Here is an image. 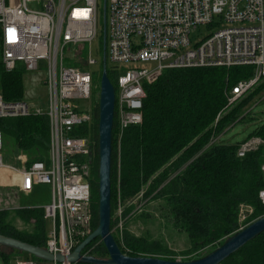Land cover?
Instances as JSON below:
<instances>
[{
    "label": "built area",
    "instance_id": "obj_1",
    "mask_svg": "<svg viewBox=\"0 0 264 264\" xmlns=\"http://www.w3.org/2000/svg\"><path fill=\"white\" fill-rule=\"evenodd\" d=\"M100 12V0H0L5 70L21 66L30 72L44 65L47 91L45 109L0 95V119L46 115L50 121L47 160L28 162L22 155L16 165L8 163L0 130V171L8 174L7 179L17 177L0 186L31 194L36 186L51 185L52 201L42 208L52 223L44 248L53 255L69 256L94 231L93 142L77 131L85 125L90 128L97 118L94 100L99 104L100 86L94 84L90 67L99 61L91 52L84 57L80 46L91 45L99 36ZM103 12L107 23L103 55L116 73L120 140L126 129L142 123L146 85L166 69L253 66L252 78L231 87L227 106L264 78V0H104ZM217 16L220 22L215 23ZM202 25L220 28L193 43L191 35ZM67 47L76 66L66 64L71 59ZM71 47L78 48L72 53ZM138 63L157 64L149 68ZM262 145L261 137H251L240 144L237 155L245 157ZM261 169L264 176V163ZM259 199L264 207V188ZM15 264L37 263L17 258Z\"/></svg>",
    "mask_w": 264,
    "mask_h": 264
},
{
    "label": "trees",
    "instance_id": "obj_2",
    "mask_svg": "<svg viewBox=\"0 0 264 264\" xmlns=\"http://www.w3.org/2000/svg\"><path fill=\"white\" fill-rule=\"evenodd\" d=\"M102 69L103 62L101 75ZM26 72L21 66L11 72L5 70L0 45V95L5 100H25ZM107 72L114 82L116 73L109 64ZM253 76V66L166 69L157 81L146 85L142 123L125 130L120 149L113 143L112 209L117 198V174L124 201L144 195L149 201L163 202L159 210L164 211L170 223L182 229L188 238V248L183 251L188 257L182 261L202 257L203 252H211L238 231L242 205H250L255 210L246 226L264 216L259 199V191L264 188L261 169L264 145L245 157H238L240 144L221 139L225 131L244 118L239 107L227 111L231 87ZM249 99L246 97L241 105ZM94 101L96 121L90 128L85 125L77 131L79 135L90 137L92 142L95 130L99 138L98 100ZM0 130L13 137L24 153H39L28 162L47 160L48 157L40 153L49 150L48 116L0 119ZM116 131L115 120L113 142ZM255 136L264 140V124L249 138ZM98 163L97 155V168ZM92 197L94 230L98 225L99 199L98 181L95 180H92ZM21 211L18 214L24 217ZM25 213L23 219L35 221L34 232H18L7 223V212H0V234L44 248L47 238L44 211L36 209ZM114 236L127 255L175 260L169 257L173 252L160 241H149L127 231L123 242L116 234ZM91 244L85 248V253L99 258L108 254L104 246L92 252ZM18 253L20 251L0 245V255L6 262ZM221 264H264V233Z\"/></svg>",
    "mask_w": 264,
    "mask_h": 264
},
{
    "label": "rangeland",
    "instance_id": "obj_3",
    "mask_svg": "<svg viewBox=\"0 0 264 264\" xmlns=\"http://www.w3.org/2000/svg\"><path fill=\"white\" fill-rule=\"evenodd\" d=\"M104 0H100V34L94 42L80 46L83 48L82 54L87 57L91 52V56L99 61V64L91 66L90 71L93 72L94 84L100 86L101 81V59L103 58V45H104V33H105V20H104ZM215 23L220 22V17L215 18ZM223 26H226L223 25ZM216 27H208L205 25L200 26L195 32L192 33L191 39L193 43H196L212 32L217 30ZM78 47H71V52L74 53ZM66 54L69 58L66 61L67 65H75V58L69 53L68 47L66 48ZM82 56V57H83ZM142 66L149 68L156 66L157 63H138ZM110 67V65H109ZM103 70V69H102ZM46 74V67L41 65L37 71L26 72L24 75V99L36 106L42 108L47 107V91L44 84ZM246 97L250 99L243 105V101ZM234 107H239L241 113L244 115L242 120L237 121L227 131L221 135V139L231 144H241L246 141L255 131H257L264 124V78L245 96L239 98L233 102L227 111L232 110ZM226 111V112H227ZM246 115V116H245ZM93 180H97L98 168H97V147L98 137L96 130L93 133ZM122 140V139H121ZM121 140L118 137V132L115 134V142H113L118 149H120ZM113 144V145H114ZM29 153V154H28ZM24 153L21 151L15 139L11 136L3 135V148L2 154L5 161L16 165L19 162V157L25 155L28 161L39 153L31 154L30 152ZM40 154L45 155L46 158L49 153L41 152ZM0 175H6L5 171H0ZM2 183V182H0ZM97 186V185H96ZM96 189V188H95ZM117 198H115V208L112 209V225L111 231L116 234L119 239L125 241V232L134 234L139 237H146L149 241H160L165 247L173 252V255L169 257L175 260H182L188 255H185L183 251L188 248V238L182 229L174 226L165 216L164 211L159 210L163 207V202L149 201V197L145 198L144 195H139L136 198L124 201L121 196L120 179L117 174ZM52 201V187L51 185H39L36 186L34 192L31 194H24L14 187L0 186V212H7L8 218L7 223L12 225L18 232L21 233H32L35 230V221L29 219L28 221L23 219L25 212L28 210L42 209L45 204ZM161 203V204H160ZM22 210V211H21ZM21 211L24 215L22 217L18 212ZM254 208L250 205H242L240 208V229L246 226V222L249 217L254 213ZM52 223L50 219H45V231L46 236L50 232ZM91 251L98 250L104 246L102 240L97 238L91 244ZM90 251V252H91ZM206 255L208 252H203ZM203 255V256H204ZM108 254L104 257L107 258ZM32 259L37 264H54L51 261L36 258L28 253L20 252L6 262L0 255V264H15L16 259Z\"/></svg>",
    "mask_w": 264,
    "mask_h": 264
},
{
    "label": "water",
    "instance_id": "obj_4",
    "mask_svg": "<svg viewBox=\"0 0 264 264\" xmlns=\"http://www.w3.org/2000/svg\"><path fill=\"white\" fill-rule=\"evenodd\" d=\"M106 49V33H104ZM103 71L100 81L98 120V225L67 257L53 255L43 247L0 234V245L28 253L36 258L51 261L65 260L73 264H221L242 249L247 243L264 233V216L239 229L206 255L190 261L169 260L152 256H130L125 254L111 231L112 225V164L113 131L115 126L116 89L107 72L106 53L103 55ZM100 238L108 253L107 258L84 254V250L95 239Z\"/></svg>",
    "mask_w": 264,
    "mask_h": 264
},
{
    "label": "bare ground",
    "instance_id": "obj_5",
    "mask_svg": "<svg viewBox=\"0 0 264 264\" xmlns=\"http://www.w3.org/2000/svg\"><path fill=\"white\" fill-rule=\"evenodd\" d=\"M7 175H0V182H2L3 184H5V183H8V182H14V181H16V176H12V177H10V179H7Z\"/></svg>",
    "mask_w": 264,
    "mask_h": 264
},
{
    "label": "crops",
    "instance_id": "obj_6",
    "mask_svg": "<svg viewBox=\"0 0 264 264\" xmlns=\"http://www.w3.org/2000/svg\"><path fill=\"white\" fill-rule=\"evenodd\" d=\"M218 139H219V137H218ZM16 181H17V177H16ZM45 219V218H44Z\"/></svg>",
    "mask_w": 264,
    "mask_h": 264
}]
</instances>
